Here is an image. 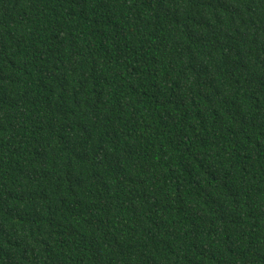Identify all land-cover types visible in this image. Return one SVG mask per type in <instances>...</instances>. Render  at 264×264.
<instances>
[{
    "label": "trees",
    "instance_id": "16d2710c",
    "mask_svg": "<svg viewBox=\"0 0 264 264\" xmlns=\"http://www.w3.org/2000/svg\"><path fill=\"white\" fill-rule=\"evenodd\" d=\"M0 264H264V0H0Z\"/></svg>",
    "mask_w": 264,
    "mask_h": 264
}]
</instances>
